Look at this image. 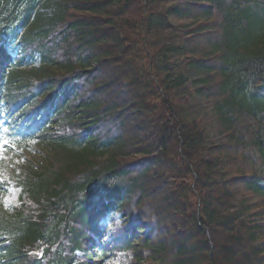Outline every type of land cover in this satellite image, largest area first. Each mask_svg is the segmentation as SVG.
<instances>
[{"label": "trees", "instance_id": "trees-1", "mask_svg": "<svg viewBox=\"0 0 264 264\" xmlns=\"http://www.w3.org/2000/svg\"><path fill=\"white\" fill-rule=\"evenodd\" d=\"M30 140L0 264H264V0H0V151Z\"/></svg>", "mask_w": 264, "mask_h": 264}, {"label": "rangeland", "instance_id": "rangeland-1", "mask_svg": "<svg viewBox=\"0 0 264 264\" xmlns=\"http://www.w3.org/2000/svg\"><path fill=\"white\" fill-rule=\"evenodd\" d=\"M13 149L10 153H3L0 155V165L8 166V169L13 170L16 167L23 165L29 166L31 169H37L45 164L48 159L49 150L45 146L38 143L36 140H32L20 149ZM11 164V166H10ZM20 196V190L18 188L9 189L3 196V203L9 210L13 209L15 202Z\"/></svg>", "mask_w": 264, "mask_h": 264}, {"label": "clouds", "instance_id": "clouds-1", "mask_svg": "<svg viewBox=\"0 0 264 264\" xmlns=\"http://www.w3.org/2000/svg\"><path fill=\"white\" fill-rule=\"evenodd\" d=\"M154 221L155 218L153 217V222ZM101 224L103 227L106 228L108 233H112V234L117 233L118 231L122 230L124 227L119 217L112 216V214L107 220L102 221ZM131 257H132L131 252H127V253L118 252L116 253L114 260L112 261V264H131Z\"/></svg>", "mask_w": 264, "mask_h": 264}, {"label": "snow or ice", "instance_id": "snow-or-ice-1", "mask_svg": "<svg viewBox=\"0 0 264 264\" xmlns=\"http://www.w3.org/2000/svg\"><path fill=\"white\" fill-rule=\"evenodd\" d=\"M5 143H6V141H5Z\"/></svg>", "mask_w": 264, "mask_h": 264}]
</instances>
